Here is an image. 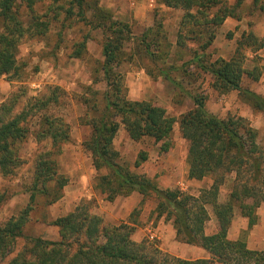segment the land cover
Wrapping results in <instances>:
<instances>
[{
    "label": "trees",
    "instance_id": "16d2710c",
    "mask_svg": "<svg viewBox=\"0 0 264 264\" xmlns=\"http://www.w3.org/2000/svg\"><path fill=\"white\" fill-rule=\"evenodd\" d=\"M37 1L0 0V78L5 77L9 82L17 81L23 67L18 65L17 59L20 40L32 28L47 30L48 25L33 15L26 24L21 22L19 6L23 4L32 14ZM93 1L91 7V0H69L65 13L72 16L76 12L88 25L98 19L92 29L99 30L102 35L103 60L94 71L92 83L104 82L106 89L99 93L89 87L88 92L81 95L84 113L79 120L91 128L89 140L82 144L84 151L89 153L98 172L106 170V174L96 177V187L109 201L132 190L144 196L155 195L157 212L173 220L176 239L203 247L211 258L189 262L162 255L157 249L147 254L145 243L136 244L130 240V227L104 224L99 218L89 216L87 206L51 223L59 227L60 241L25 236L24 228L36 199L43 198L46 205L53 203L67 184V179L57 176L55 158L62 145L70 141V126L58 117L42 114L39 126L33 129L31 117L57 106L56 100L42 94L35 104L14 114L16 103L11 94L0 105L1 176L12 177L21 164L17 142L31 135L40 152L27 191V205L0 225V264L13 254L6 264H264V253L249 251L243 242L229 241L226 237L235 207L249 219L251 226L255 209L264 202V153L256 143L257 135L241 118L220 119L209 113L205 95L184 87L187 78L193 80L191 69L197 78L208 75L214 91L222 95L237 91L251 103L254 111L264 113V99L258 100L257 94L241 87L244 75L257 82L264 76V67L247 71L245 59H239L244 48L259 50L262 44L258 46L249 34L237 42L229 60L211 58V47L219 28L227 18L241 20L237 9L244 0H236L232 6L223 5L221 0H158L159 4L183 13L175 45L169 41L161 21L154 20L140 36H135L128 23L114 20L111 11L99 5L100 0ZM261 2L253 0V9L258 8L264 14V2ZM88 13H92V20L85 19ZM84 48L85 44L76 47L71 58L82 59L80 52ZM173 48L186 52L187 59L177 54L176 63H169ZM123 62L143 66L152 78L161 76L172 83L180 96L191 98L192 109L175 118L150 103L128 101L123 75L118 71ZM100 96L103 104L98 107ZM120 124L132 140L152 139L162 152L168 151L173 128L178 124L181 137L188 145L189 179L211 176L213 184L209 191L195 199L179 191H160L145 178L131 174L112 145ZM143 158L141 155L140 159ZM227 176L234 177L232 191L228 202L219 205L217 196ZM52 183L53 186H49ZM205 206L212 207L217 220V232L211 236H204L203 232L208 220ZM19 239L24 241V247L16 250Z\"/></svg>",
    "mask_w": 264,
    "mask_h": 264
},
{
    "label": "rangeland",
    "instance_id": "374dc122",
    "mask_svg": "<svg viewBox=\"0 0 264 264\" xmlns=\"http://www.w3.org/2000/svg\"><path fill=\"white\" fill-rule=\"evenodd\" d=\"M68 1L38 0L33 7L34 11L32 14H29L23 4L19 6V15L23 24H26L28 19H30V15H33L48 26L46 31L32 28L28 32V35L20 40L17 59L18 65L23 67L20 69L16 82H9L5 77L0 78V105L13 94L12 99L16 103L14 114H19L23 108L35 104L36 99L42 94L46 97H53L58 105L51 106L47 111L32 116L30 123H32L31 127L33 129L39 126L41 115L46 114L60 118L73 130L78 122H80L79 120L84 113L81 95L87 93L89 87H92L99 93H102L106 89L104 82L92 83L94 71L102 61V35L99 30L92 29L93 25L97 24L99 20H92V13H88L85 19L92 20L93 23V25H88L86 22H83L82 17H78L76 12L72 16L66 14L65 9L68 8ZM91 1L90 6L92 7L94 1ZM221 1L226 6H232L236 2V0ZM120 6H115V8H119ZM110 11L114 15V20L126 22L116 13L117 9L113 8ZM237 13L241 17V20H239L241 23L235 24V19L233 18L226 19L227 24L225 27L227 28L224 27L222 30L219 28L220 32L218 30L219 33L217 32L216 35L218 47L214 48L213 43L211 58L213 60L218 58L216 55L217 49L220 50V54L224 57H232L237 42L251 34L255 38L256 44L258 46L262 44V47L259 50L256 47L254 49L250 47L244 48L241 50L239 59H245L244 69L247 71L262 69L264 67V14L258 8L253 9V0H244L242 5L237 9ZM182 14L181 11L177 10L160 12L157 9L154 12V20L162 22L168 39L172 44L176 42ZM131 27L133 30L134 25ZM82 44H85L84 50L80 52L82 59L71 58L76 47ZM164 50L168 51L166 48ZM177 54L185 56L186 59L188 57L186 52H182L181 50L175 51L173 48L170 57L171 64L176 63ZM145 66L150 68L148 63ZM126 69L123 66L118 71H125ZM189 71H192L191 78L194 79V82H191L187 78L184 81V87L188 91H198L205 95L207 98V110L217 117L227 119L234 116L243 119L247 126L256 133V143L261 152L264 153V113L253 111L251 103L249 104L243 97L239 96L237 91H232L225 95L219 94L211 88L209 76L201 75L197 78L193 70L189 69ZM241 84L243 89L251 90L257 94L258 100L264 99V78L260 82L252 83L248 77H243ZM99 100L100 104L97 106L101 107L103 104L101 96ZM181 105L182 103L179 102L166 104L165 111L168 116L179 118ZM189 107H192V101L190 100L185 105L186 109ZM161 108L164 109V107ZM72 135L71 131L69 149H72L74 152L84 153L81 148L76 150V147H72L75 144ZM173 140L174 142H178V144L185 143L179 132L178 124L173 128L171 141ZM34 141L33 137L29 135L26 140L17 142L16 148L21 158L20 166L14 170L12 177L3 178L0 174V194L2 195V199L0 200V225L10 217L16 216L28 203L29 199L25 200V197L29 196L27 191L30 187L36 156L40 152L39 146ZM69 149L66 153L70 151ZM136 150L132 149L131 152L128 151L127 153L126 151L122 152L128 163H131L133 160ZM67 156L64 154L60 157L61 160L59 161L61 172L68 177L67 181L69 183L72 178L68 174L71 161L69 160V156ZM65 162H67L66 165L64 164ZM86 164L87 168L89 165L87 162ZM94 184L97 185L96 178ZM33 230L35 232V228ZM22 241L20 240L19 242L17 240L16 250H21L24 247V241ZM145 247L147 254L152 253V250L156 249L155 244L151 241L146 242ZM8 261L9 259H6L2 264H6Z\"/></svg>",
    "mask_w": 264,
    "mask_h": 264
},
{
    "label": "crops",
    "instance_id": "0c3cea01",
    "mask_svg": "<svg viewBox=\"0 0 264 264\" xmlns=\"http://www.w3.org/2000/svg\"><path fill=\"white\" fill-rule=\"evenodd\" d=\"M99 5L108 10L117 9L116 13L119 14L121 19L125 20L130 26L134 25L132 33L135 36H140L153 24L155 10L158 9L160 12L173 11L159 4L158 0H100ZM119 5H121L119 8H115ZM226 22L227 20L220 27L221 30L227 24ZM240 23V21L235 20V24ZM217 41L218 38L216 37L214 48L218 47ZM173 45H175V42ZM216 55L224 60L231 58V56L226 58L221 55L219 49H217ZM170 57L168 58L169 63H171ZM123 66L127 69L119 72L123 75L125 94L128 101L150 103L155 107H164V110H166V104L179 102L182 103L180 115L192 109L193 102L192 107L185 108L187 102L192 101L191 98L183 95L180 98L176 86L163 77L152 78L143 66L126 62L122 63L121 67ZM262 78L264 76L258 82L262 81ZM191 82H194V79ZM209 113L213 114L212 112ZM71 131L73 133L72 138L75 140L72 147H76V150L81 148L84 151L82 144L88 141L91 136L90 126L78 122L73 130L70 129V135ZM183 142L185 143L178 144L174 140L170 141L168 151L162 152L159 144H155L152 139L143 138L138 142L132 140L124 126L120 124L112 145L118 153L120 162L127 165L129 172L134 176L145 178L160 191H179L182 194L199 199L203 193L209 191L213 184V178L205 176L200 180L189 179L188 145L185 140ZM69 148V142L63 144L60 154L55 159L58 165L57 176L61 175L67 179L68 177L61 172L59 160L64 154L69 156L71 166L67 170L72 177L71 181L69 183L67 181L61 191V196L55 202L46 205L43 198L36 199L29 221L24 228L25 236L60 241L59 227L51 223L87 206V209H85L89 216L97 217L107 225L130 227L132 230L130 240L132 242L141 244L151 241L162 255L189 262L211 258L210 253L203 247L182 243L176 239V228L173 220L167 219L166 214L159 215L157 212L158 200L155 195L144 196L138 190H132L128 194L117 195L112 201L107 200L106 195L94 184L95 178L101 174H106V170L98 172L92 165L89 153L86 151L78 153V151L74 152ZM68 149L70 151L66 153ZM132 149L137 150L131 163H128L122 152H131ZM141 155L144 156L143 159H140ZM86 162L89 165L87 168ZM64 164L66 165L67 162ZM233 179V176L225 177L219 189L217 204L224 205L228 202L233 187ZM49 186H53V183ZM25 196L27 195L25 194ZM27 199H29V196L25 197V200ZM205 208L208 212V220L204 224L203 232L204 236H211L217 232V220L212 207L205 206ZM253 217L254 221L250 226L249 219L242 216L240 209L235 207L226 237L229 241L243 242L249 251L264 253V202L255 209ZM33 228H35V232ZM14 255H11L8 259L13 258Z\"/></svg>",
    "mask_w": 264,
    "mask_h": 264
}]
</instances>
